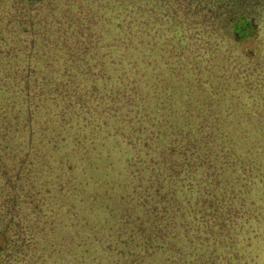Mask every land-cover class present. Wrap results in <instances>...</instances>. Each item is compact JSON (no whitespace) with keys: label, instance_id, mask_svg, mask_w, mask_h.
<instances>
[{"label":"trees","instance_id":"trees-1","mask_svg":"<svg viewBox=\"0 0 264 264\" xmlns=\"http://www.w3.org/2000/svg\"><path fill=\"white\" fill-rule=\"evenodd\" d=\"M113 27L98 30L96 83L92 48L80 83L69 68L76 40L90 38L73 20L64 69L50 66L41 84V51H24L18 68L31 58L33 73L18 99L0 86V264H252L264 67L213 37L157 52L138 21Z\"/></svg>","mask_w":264,"mask_h":264},{"label":"flooded vegetation","instance_id":"flooded-vegetation-1","mask_svg":"<svg viewBox=\"0 0 264 264\" xmlns=\"http://www.w3.org/2000/svg\"><path fill=\"white\" fill-rule=\"evenodd\" d=\"M73 20L79 35L80 28L90 34L85 42L76 40L72 50L74 59L72 55L68 59L78 83L82 73L81 49L92 48L91 80L96 83L99 35L104 32L112 37L113 26L120 30L126 20L139 22L140 36L159 37L157 52L189 51L205 42L201 40L197 45L191 38L213 37L219 39L221 50L228 48L254 67H264V0H0V86L5 87L4 92L10 91V96L17 100L21 94L18 85L28 72L33 73L31 58L18 68L24 51L33 54L41 51L44 74L41 84H46L50 66L54 69L57 64L59 69L65 68L64 54L69 57L72 45L64 37ZM173 37L180 38L181 43L176 41L169 47ZM90 41L92 44L87 43ZM50 54L62 61L53 62ZM30 78L38 81L37 77ZM33 94L36 92L30 89L31 97ZM77 100L82 103L84 99L78 95Z\"/></svg>","mask_w":264,"mask_h":264},{"label":"rangeland","instance_id":"rangeland-1","mask_svg":"<svg viewBox=\"0 0 264 264\" xmlns=\"http://www.w3.org/2000/svg\"><path fill=\"white\" fill-rule=\"evenodd\" d=\"M252 248L259 249L261 247V255L252 264H264V230H261L258 235H251L247 241Z\"/></svg>","mask_w":264,"mask_h":264}]
</instances>
